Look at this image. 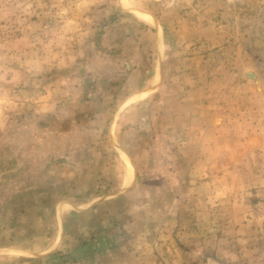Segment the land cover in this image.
I'll list each match as a JSON object with an SVG mask.
<instances>
[{
	"label": "rangeland",
	"instance_id": "374dc122",
	"mask_svg": "<svg viewBox=\"0 0 264 264\" xmlns=\"http://www.w3.org/2000/svg\"><path fill=\"white\" fill-rule=\"evenodd\" d=\"M0 264H264V0H0Z\"/></svg>",
	"mask_w": 264,
	"mask_h": 264
},
{
	"label": "bare ground",
	"instance_id": "6f19581e",
	"mask_svg": "<svg viewBox=\"0 0 264 264\" xmlns=\"http://www.w3.org/2000/svg\"><path fill=\"white\" fill-rule=\"evenodd\" d=\"M144 19H146V18H144ZM147 19H149L148 16H147ZM121 158L123 159V163H124V167H125V173H126L123 185L127 186L129 184L131 178H132L131 165H130L129 161L127 160V158H125L123 155H121Z\"/></svg>",
	"mask_w": 264,
	"mask_h": 264
}]
</instances>
